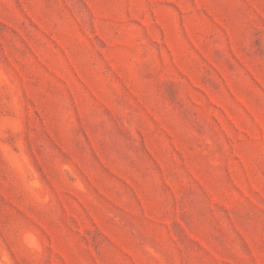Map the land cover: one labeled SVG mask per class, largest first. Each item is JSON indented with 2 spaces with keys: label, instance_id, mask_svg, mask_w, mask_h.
I'll list each match as a JSON object with an SVG mask.
<instances>
[{
  "label": "rangeland",
  "instance_id": "obj_1",
  "mask_svg": "<svg viewBox=\"0 0 264 264\" xmlns=\"http://www.w3.org/2000/svg\"><path fill=\"white\" fill-rule=\"evenodd\" d=\"M0 264H264V0H0Z\"/></svg>",
  "mask_w": 264,
  "mask_h": 264
}]
</instances>
